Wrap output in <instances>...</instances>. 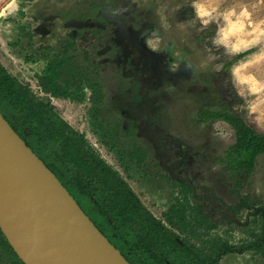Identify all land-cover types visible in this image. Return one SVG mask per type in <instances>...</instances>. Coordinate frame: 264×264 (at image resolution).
Masks as SVG:
<instances>
[{
	"label": "flooded vegetation",
	"instance_id": "flooded-vegetation-1",
	"mask_svg": "<svg viewBox=\"0 0 264 264\" xmlns=\"http://www.w3.org/2000/svg\"><path fill=\"white\" fill-rule=\"evenodd\" d=\"M125 2L16 0V9L0 18L5 23L0 26V37L8 40L9 50L22 51L27 61L45 63L37 75L41 94L24 84L40 98L51 102L73 131L83 134L87 147L128 185L130 190L126 195L135 197L148 212L152 224L165 228L164 237L166 228L175 229L200 242L184 238L188 252L178 256L182 264L204 261L223 264L227 255H243L249 250H256L264 257L257 248H250L262 235L256 234L240 245L223 241L221 249L214 241L216 237L211 240L199 237L200 233L208 236V231L226 230L229 226L246 233L252 215L262 216L264 220V208L252 204L248 195L232 205L213 192L214 183L210 185L211 190L205 192L208 186L203 182L213 178L218 179V184H228L227 188L239 196L246 186L236 191L234 180L219 160L224 158L230 145L223 148L222 156H216L217 146L222 143L211 142L222 122L234 129L223 114L230 110L239 113L230 99L233 93L220 89L216 83V76H222L224 66L218 73L198 67L166 36V30L154 13L137 12L134 7L127 8ZM9 3L11 0H0V8ZM116 4L122 6L118 9ZM96 10L101 21L94 20ZM78 53L84 62L76 61ZM0 63L7 68L1 57ZM53 70L61 72L55 81L64 84L65 79H69V96H56L41 85L40 78ZM54 97L84 102L87 106L85 126L98 136L100 145L112 155L111 161L100 155L84 131H79V127L63 117L52 101ZM215 166H220L217 175L212 170ZM136 178L162 185L164 191L159 193H166L167 179L178 183L180 193L168 200L167 209L166 195H160L164 205L147 207L129 184L130 179ZM90 198L92 196L88 195ZM85 212L96 224L93 214ZM177 224L179 228L175 227ZM96 226L131 264H140L141 255L136 251L135 256L129 255L127 238L110 232L113 227L110 220ZM135 235L138 238L139 232ZM261 239L264 241V237ZM162 258L166 262V247Z\"/></svg>",
	"mask_w": 264,
	"mask_h": 264
},
{
	"label": "rangeland",
	"instance_id": "rangeland-1",
	"mask_svg": "<svg viewBox=\"0 0 264 264\" xmlns=\"http://www.w3.org/2000/svg\"><path fill=\"white\" fill-rule=\"evenodd\" d=\"M77 2H81V0H77ZM124 4L127 8L134 7L137 12L151 11L154 13L155 19L159 18L160 24L166 30V36L176 43L180 50H184L198 67L218 73L225 64L232 61L231 65L223 71L222 76H216L218 80L216 83L220 89L226 88L228 93H233L230 95L231 102L235 110L243 115L246 122L259 132L264 133V0H126ZM116 5L118 9L122 6ZM105 8L103 7V9ZM94 20L101 21L97 10ZM4 24V21L0 20V26ZM7 41L4 37H0V57L5 66L23 83L29 84L33 90L41 94L42 89L37 75L45 67V63L43 61H27L22 51L9 50ZM250 49L252 51L243 58L234 60L236 54ZM76 61L82 63L85 60L78 53ZM228 93L226 98L229 97ZM52 101L56 103L55 107L66 120L73 126L79 127V131H84L87 139L99 151L100 155L111 161L112 155L100 145L98 136L85 126L87 124V106L84 105V102L56 98ZM221 124L222 126L216 130L217 135H213V139H211L213 143L217 141L222 143L217 146L216 156H222L223 148H228L235 142L234 129L224 122ZM219 167L212 168L216 175L220 171ZM203 183L208 186L206 193L211 190L212 186L210 185L214 183L215 190L213 192L219 193L226 204L236 205L244 195H248L252 204L264 208V154L258 157L256 168L245 188L240 192V196L236 192H231L227 188L226 182L227 185L218 184V179L213 178V180ZM129 184L136 190L147 207H152L153 204L156 207L164 205L160 195H166L167 209L168 200H173L174 196L180 193L178 183L167 179L166 193H159L164 191L163 186L155 185L154 181L148 182L136 178L130 179ZM144 191L147 192L144 193ZM158 212L159 210L155 209V213L159 214ZM263 231L262 216L252 215L251 225L246 233L243 229L229 226L226 230L220 228L216 231H208V236L200 233L199 237L202 239L209 237L206 238L209 240L216 237L217 239L214 241L217 243L227 241L233 245H240L241 242L254 238L256 234L262 235ZM181 237L200 244L191 235L182 234ZM2 260L1 264H10L7 262V257L4 256ZM222 263L264 264V257L256 250H249L243 255L229 254L224 257Z\"/></svg>",
	"mask_w": 264,
	"mask_h": 264
},
{
	"label": "trees",
	"instance_id": "trees-1",
	"mask_svg": "<svg viewBox=\"0 0 264 264\" xmlns=\"http://www.w3.org/2000/svg\"><path fill=\"white\" fill-rule=\"evenodd\" d=\"M251 51L252 49L236 54L234 60L243 58ZM231 63L232 61L225 64L224 68L227 69ZM60 74V71L53 70L51 74L42 76L40 83L47 92L56 96H69V79H65L64 84L55 81ZM62 89L66 92L60 93ZM0 112L81 203L83 209L89 215L93 214L92 218L99 227L101 221L110 220L113 224L110 232L127 238L130 256H135L136 251L141 255L140 264H182L178 256L188 250L181 235L175 229L166 228L165 238V228L160 229L152 224L147 217L148 212L135 197L126 195L129 193L128 185L87 147L83 134L73 131L54 110L51 102L40 98L1 63ZM223 116L234 127L235 142L229 146L224 158L220 157L219 160L225 164L237 187L235 190L239 192L254 172L258 157L264 154V133L248 124L241 113L230 110ZM88 195L92 198L88 199ZM175 227L179 228L178 224ZM136 231L139 232L138 238ZM262 237L264 231L258 241L251 243L250 248H257L264 254ZM218 246L221 249L222 242ZM165 247L166 262L162 258ZM4 256L10 264H25L0 229V264L3 263ZM199 264L209 263L204 261Z\"/></svg>",
	"mask_w": 264,
	"mask_h": 264
},
{
	"label": "water",
	"instance_id": "water-1",
	"mask_svg": "<svg viewBox=\"0 0 264 264\" xmlns=\"http://www.w3.org/2000/svg\"><path fill=\"white\" fill-rule=\"evenodd\" d=\"M0 229L25 264H131L1 112Z\"/></svg>",
	"mask_w": 264,
	"mask_h": 264
},
{
	"label": "clouds",
	"instance_id": "clouds-1",
	"mask_svg": "<svg viewBox=\"0 0 264 264\" xmlns=\"http://www.w3.org/2000/svg\"><path fill=\"white\" fill-rule=\"evenodd\" d=\"M16 0H11V3L7 4L5 8H0V18H4L11 14L16 9Z\"/></svg>",
	"mask_w": 264,
	"mask_h": 264
}]
</instances>
